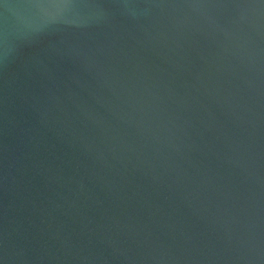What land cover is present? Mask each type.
Instances as JSON below:
<instances>
[{"label": "water", "instance_id": "1", "mask_svg": "<svg viewBox=\"0 0 264 264\" xmlns=\"http://www.w3.org/2000/svg\"><path fill=\"white\" fill-rule=\"evenodd\" d=\"M0 264H264V0H0Z\"/></svg>", "mask_w": 264, "mask_h": 264}]
</instances>
